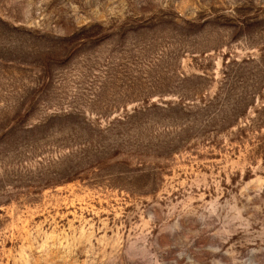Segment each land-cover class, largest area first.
<instances>
[{
  "label": "rangeland",
  "instance_id": "obj_1",
  "mask_svg": "<svg viewBox=\"0 0 264 264\" xmlns=\"http://www.w3.org/2000/svg\"><path fill=\"white\" fill-rule=\"evenodd\" d=\"M0 264H264V0H0Z\"/></svg>",
  "mask_w": 264,
  "mask_h": 264
}]
</instances>
